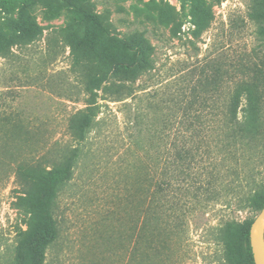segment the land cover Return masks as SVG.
<instances>
[{
	"label": "rangeland",
	"instance_id": "374dc122",
	"mask_svg": "<svg viewBox=\"0 0 264 264\" xmlns=\"http://www.w3.org/2000/svg\"><path fill=\"white\" fill-rule=\"evenodd\" d=\"M48 1L0 0V113L17 110L28 118L38 117L51 142L81 147L73 178L59 194L60 234L47 249V264H126L128 252L120 245V235L121 239L127 235L130 223L126 198L134 165L154 153L147 151L157 103L181 87L187 89L190 77L210 71L209 63L216 61L222 71L226 65L230 72L218 75L223 80L219 92L213 93L208 85L203 93L210 97L208 114L221 115L231 90L244 78L241 57L254 48L258 59L264 57L257 33L264 23V0H92L93 10L102 18L99 57L93 58L78 57L70 43L74 37L84 39L91 23L59 0H52V8ZM155 2L170 7L160 10ZM203 3L210 12L197 9ZM26 8L41 32L29 44H10ZM161 11L165 17L172 13L174 22H165ZM206 17L210 25L203 29ZM147 56L155 68L135 84L147 88L122 100L100 90L101 112L87 139L78 143L67 124L69 115L86 105L85 72L100 74L101 61H142ZM74 61L91 62L84 72ZM207 126L211 129V123ZM260 159L251 160L249 166L259 168ZM205 162L207 154L198 168ZM9 171L0 166V264H9L19 234L27 228L23 212L12 204L15 181ZM250 176L249 183L242 182L245 189L253 179L255 187L264 183V172ZM259 212L220 200L206 211H196L189 223L190 251L184 264H227L237 252L227 251L219 229L228 219L254 220Z\"/></svg>",
	"mask_w": 264,
	"mask_h": 264
},
{
	"label": "trees",
	"instance_id": "16d2710c",
	"mask_svg": "<svg viewBox=\"0 0 264 264\" xmlns=\"http://www.w3.org/2000/svg\"><path fill=\"white\" fill-rule=\"evenodd\" d=\"M59 1L91 23L84 39L74 37L70 41L72 51L78 57H99L102 18L93 10L92 0ZM48 6H54L52 0ZM155 6L160 10L170 7L163 2H155ZM197 9L209 10L205 3ZM161 16L168 24L175 20L172 13L165 17L161 11ZM209 25V18H203L202 28ZM40 32L39 24L26 8L10 44H29ZM257 33L259 50L264 54V23L258 26ZM241 58L244 78L231 90L221 115L208 114L210 97L203 93L208 85L213 93L219 92L223 80L218 75L230 72L226 65L222 71V64L216 61L209 63L210 71L190 77L189 90L181 87L157 103V122L147 151L154 149L151 154L155 155L146 154L134 165V180L126 198L130 223L127 235L122 239L120 235V245L128 252L126 264H184L190 251L187 236L191 217L196 211H206L217 200L227 205L235 202L239 208L255 212L264 207V183L255 187L253 179L246 189L242 186L244 181L249 183L255 171L264 172V57L258 59L254 48ZM87 62L91 61H74L84 72ZM101 62L100 74L85 72V107L68 117V131L78 143L87 139L101 112L99 91L112 94L114 100L134 96L147 88L135 86L137 80L156 65L148 56L142 61ZM41 120L23 116L17 110L0 113V166L13 174L12 204L27 219V228L20 232L9 264H47V249L60 234L56 216L59 194L73 178L81 156L79 145L51 142ZM204 154L207 164L200 169ZM256 158H261L260 167H250L249 162ZM246 168L251 171L247 176ZM253 221L228 219L219 229L227 251L237 252L227 264H256L250 238Z\"/></svg>",
	"mask_w": 264,
	"mask_h": 264
},
{
	"label": "water",
	"instance_id": "95a60500",
	"mask_svg": "<svg viewBox=\"0 0 264 264\" xmlns=\"http://www.w3.org/2000/svg\"><path fill=\"white\" fill-rule=\"evenodd\" d=\"M251 246L256 264H264V207L250 229Z\"/></svg>",
	"mask_w": 264,
	"mask_h": 264
}]
</instances>
